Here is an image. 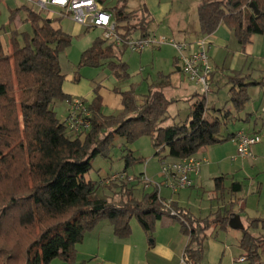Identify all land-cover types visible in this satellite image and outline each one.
Masks as SVG:
<instances>
[{"label": "trees", "instance_id": "16d2710c", "mask_svg": "<svg viewBox=\"0 0 264 264\" xmlns=\"http://www.w3.org/2000/svg\"><path fill=\"white\" fill-rule=\"evenodd\" d=\"M97 1L112 12L116 32L124 41L137 37V33L140 38L152 34V20L144 5L129 10L131 0H117L114 7H107L106 0ZM251 3L257 5L258 14ZM21 12L26 13L25 22L31 23L32 32L13 30L11 52L6 51L0 37V264H50L56 257L76 264L77 244L100 221L108 219L115 235L126 238L132 233L134 217L152 234L156 222L165 215L180 223L188 236L184 251L193 264H201L207 231L212 227L229 229L235 214L232 210L227 215L218 211L213 216L197 217L187 208L166 202L157 188L137 199L136 184L121 185L126 200L119 202L98 196V182L87 179L86 174L94 158L109 156L116 135L127 143L151 137L160 160L194 156L205 146L233 139L235 132L223 133V125L246 109L251 99L249 87H264V75L255 79L242 71L233 72L229 79L233 107L220 109L221 117H209L203 95L194 102L189 121L182 124H167L169 107L176 100L164 91L168 78L152 83L141 98L134 86L129 90L116 87L124 106L117 115L102 113L103 98L97 85L89 104L92 129L83 135H70L53 105L73 98L64 90L67 75L60 59L72 37L55 27L54 19L26 4L11 9L10 22ZM136 13L144 14L143 21L133 22ZM198 17L203 34L214 33L224 22L243 47L254 35H264V0H200ZM126 49L98 37L82 52L78 66L106 64L118 80L129 79V64L118 56ZM117 57L120 60L116 61ZM79 80L75 74L74 81ZM17 90L21 98L16 96ZM123 158L125 169L137 160L130 153ZM225 179H215L216 189L222 193ZM242 187V182L233 181L230 189L238 192ZM261 230L264 218H251L239 242L253 264H262Z\"/></svg>", "mask_w": 264, "mask_h": 264}, {"label": "rangeland", "instance_id": "374dc122", "mask_svg": "<svg viewBox=\"0 0 264 264\" xmlns=\"http://www.w3.org/2000/svg\"><path fill=\"white\" fill-rule=\"evenodd\" d=\"M199 3L200 0H174V11L169 16L168 20H175L176 18L178 19V17H183V19L186 18L193 21V17H196L197 21H199ZM23 4L32 6L44 17L54 19L55 24L62 28L64 32L71 35V45L60 55L63 72L67 75L68 85L71 84V81H74L72 77L77 74L80 76V81L77 83H81L80 85L82 88H87L86 84L93 86L94 83L96 84L103 80L106 83L105 85H118V87L121 89L134 86L136 94L142 96L149 91L150 85L152 83L158 82L160 73H164L165 75L170 74L172 86L167 87L165 89V93L169 98H175L176 100L169 107L171 118L168 120V122L171 124L175 122L182 124L189 121L193 104L196 101V98L194 97L199 98L203 95L200 92L196 93L198 91V87L194 84V82L186 80L184 75L177 70V65H175L174 59L176 56H179V51L171 43H162L160 46L150 45L142 52H132L126 49L123 53H119L118 56L129 64L130 78L118 81L112 74L111 69L106 65L100 67L85 65L80 68L78 66L81 60L82 52L87 49L98 37L101 38L103 36L102 28L84 26L67 15L58 16L56 13L58 11L54 7H50V10H41L39 5L36 3V0H0V37L2 42L6 44L4 46L7 52H11L9 40L13 30L18 29L20 32H32L31 23L25 22V12H21L14 22H10L11 9ZM105 5L107 7H114L117 5V0H106ZM139 5L140 0H131L129 2L128 9L135 10ZM136 14V19H134L133 22L138 23L141 22V20L143 21L142 18L144 17V14ZM184 14H186V16ZM152 31L158 37L165 36L169 39H178V36L173 34L170 28L159 27L157 22H154ZM221 32L224 36H227V34L223 33V31ZM255 45L258 52L262 51L264 54L263 35L262 37H257ZM238 46L239 50L242 51L243 47L235 36L232 38V42H230L228 46L214 43L211 49L212 51L208 52L209 57H211L210 61L214 68V72L216 70L218 77H222L221 81H218L217 83L213 82V92L206 96L207 104L209 106V110L207 111L209 117L214 115L212 112L214 110V108L212 109V104L215 105L217 110L223 109L227 103V99L231 100L229 92L232 84L229 82V79L234 73L230 71L229 67L235 63L236 58L238 57L235 53L238 50ZM243 56H245L244 53ZM115 60H120V58L117 57ZM255 64L257 63L255 62ZM247 66H250L249 62L245 69L243 67L242 69L240 68L239 71H246L248 68ZM165 75L164 77L162 76L163 79H165ZM217 85L219 87L217 88V91L214 92V89L217 87ZM259 91L264 94V88L257 86L249 87L248 92L251 94V102L248 105L247 111L244 112L245 116L246 112L252 110L253 107L261 106L262 108V106H264V102L261 101L262 97L260 96ZM194 93L196 94L194 95ZM16 96L21 98L20 91L17 90ZM113 96L116 97V95ZM230 100L229 103H231ZM53 107L57 111L58 117L63 120L67 114L68 101H56ZM218 112L219 114L217 116L221 117V111L218 110ZM257 113L258 112H255V117L257 116ZM258 117H256V119L259 121L258 126L260 129L263 126L261 129V136L264 142V112H262V115L259 114ZM246 123L249 124V122ZM243 124V122L238 120H230V122L227 124L224 123L223 133L226 134L228 132H232L237 126H242ZM249 125L253 127V125H255L254 120L250 122ZM225 142L218 145L220 148L219 153L224 156V161L229 164L231 158H229V155L232 143L230 141L226 143ZM126 153L132 154L137 159L127 169H125V159L123 158V155ZM155 153L156 148L154 147L153 141L149 136H142L132 143H127L124 137L116 135L114 138V143L110 147L109 156L104 157L103 155H98L96 158H94L92 160L93 167L91 171L86 174V178L98 182V196L108 197L119 202L124 201L126 198L124 197L123 193L120 192L122 189L121 185L132 187L134 186L133 183L123 180L110 181V177L113 174L122 171H126L129 176H138L142 172H145L154 181H161V177L159 176L161 162L159 156H156ZM260 157V161L263 163H259L257 167H260V170L263 171L261 173H264V151ZM233 162L234 163H230L233 165L239 164L238 160ZM222 168L225 170L224 166ZM203 174L207 176V182L204 184L203 188L198 186L182 192L183 196L181 199H184V202L180 203L185 207H189L187 209L197 216L208 214L213 209L211 208L212 205L214 208L218 206V203H215L218 201L211 199L210 197L212 196L211 189L214 185L213 179L210 178L206 172ZM260 175L262 176L256 180V182H253L251 180L252 175L250 172L248 173L247 171H240L236 174L237 180H240L243 182L242 184H244V189L238 194L239 197L237 198L238 203L236 206V210L241 213V219L243 223L248 221V216H254L260 213L264 214V198H262L260 201L258 196L259 187L262 185L264 188V174ZM260 181H262V184ZM134 184H136L137 187L134 189L135 197L137 199H141L143 197L144 191L142 189L144 186L137 181L134 182ZM252 189L255 191L257 190V193L251 192ZM153 190V186L147 189L148 193L152 192ZM162 193L163 195H167V197H169L170 193L172 192L168 188H163ZM189 193L192 194L191 199L189 200L190 202H185L189 199ZM177 197L178 195L175 198ZM244 202L245 210L242 211L240 204ZM259 206H261V208H259ZM135 218L133 220L137 221ZM241 235L242 230L240 229L229 228L228 230H221L216 227L210 228L207 231V237L204 242V257L201 261V264H211V262H209L211 259L218 261L217 264H253L249 259L247 261L238 260L242 255L246 254L245 250L240 247L239 244ZM220 243L223 245V247L219 246ZM50 264L69 263L61 257H56ZM262 264H264V253L262 254Z\"/></svg>", "mask_w": 264, "mask_h": 264}, {"label": "crops", "instance_id": "0c3cea01", "mask_svg": "<svg viewBox=\"0 0 264 264\" xmlns=\"http://www.w3.org/2000/svg\"><path fill=\"white\" fill-rule=\"evenodd\" d=\"M143 5L148 10L149 15L152 20L151 28H150L151 31H152V26L154 22H157L159 27L170 28L173 34H176V36H178V39H176L178 41H186V42L194 43L200 37H207L210 42L208 52L212 51L211 49L214 43L224 44L228 46L230 42H232V38L235 37L233 36L235 35L234 31L230 29L228 25L224 22L220 24V26L214 33L206 35L202 33L200 22L197 21L196 17H193L192 19L193 21L186 19V18L183 19V17H180V18L178 17V19L176 18L175 20H172V19L168 20L169 16L174 11V0L172 1L170 0H140V5L135 10L140 9ZM184 15L186 16V14ZM53 25L55 27H59L54 22H53ZM221 31L227 34V36H224ZM103 33H104V30H103ZM136 36L137 37L139 36L138 33L136 34ZM258 36L262 37V35L260 34L254 35L250 43H248L245 47L242 46L243 47L242 51L239 50V46H238V50L235 52L238 57L236 58L235 63L231 67H229L230 71L236 72V71H239L240 68L242 69L243 67L245 69L246 65L249 62L250 66H247L248 67L247 70L242 71V72L244 74L251 75L255 79H261V77L264 75V54L262 53V51L258 52V50L256 49L257 47L255 45V42ZM3 44L6 45L4 42ZM243 53L245 54V56H243ZM174 62H175V65H177V70L183 74L182 61L180 60L179 56L175 57ZM255 62L257 64H255ZM212 63H213V59H212ZM164 75H165L164 73H160L158 82L165 81L168 78L169 83L164 88V91H165L167 87L172 86V82L170 80L171 79L170 74L165 75L166 77L165 79H163ZM217 77H218V74L215 70V72L213 73L214 83H217L218 81L222 80V77H218V79ZM72 78L74 79V76ZM118 81H121V80H118ZM67 82H68V79L66 78V81L64 83L65 92L70 94L72 97H79V96L85 97L88 100L89 104L91 103V101L94 99L96 95L95 90H94L95 87L97 85H100L99 94L103 98V106H102L103 114L117 115L123 110L124 106L122 103V96L115 91L116 87L120 88L118 87V85L107 86L105 85L106 83L103 80H101L100 82L96 84L94 83L93 86L86 84L87 88H82L80 85L81 83H77V81H75L76 83L74 81H71V84H70L71 86L68 85ZM194 84L198 87V91L196 93H199L200 92L199 86L196 83ZM252 86L256 87L257 85H252ZM218 87H219L218 85L217 87H215L214 92L217 91ZM257 87H260V86H257ZM260 88H264V87H260ZM129 89L130 87L126 89H121V90H129ZM196 93H194V95ZM259 93H260V96L262 97L261 101L264 102V94H262L261 91H259ZM113 95H116V97H114ZM249 95L251 97V94ZM137 96L138 98H141V96L139 95ZM194 98H196L197 100L201 97L199 98L194 97ZM229 100L230 99H227V103L225 105L227 109L233 107L232 102L230 101L231 103H229ZM250 102H251V99L247 103L246 109L243 112L235 113L234 115L235 117L233 120H238L240 122H243L244 124L242 126H237L234 129V131H232V133L238 130H246L249 133L259 134L261 136V129L263 128V126L260 129V127L258 126L259 121L258 119H256V117H258L259 114L262 115V112H264V106H262V108L261 106L253 107L252 110H249L248 112H246V116H245L244 112L247 111V108ZM68 106H69V102H68ZM213 108L214 110L212 112L214 113L215 116H217L219 114L218 110L220 109L217 110L215 108V105L212 104V109ZM255 112H258L256 117H255ZM253 120L255 122V125L251 127V125L249 124ZM246 122H249V124ZM167 124H171V123L167 121ZM228 141L232 143L231 151L229 155V158H230L237 153V146L233 139H230ZM219 144H223V142L214 144V145L205 146L196 155H194L195 157L201 159L202 169H201V173L198 176H194V184L192 187L184 188L177 192H173L170 188L166 186L162 187V189L168 188L172 192L170 193V196L167 197V195L166 196L163 195L162 189H161L160 191L161 196L166 202H169L170 204L172 203L180 208H189V207H185L180 204L184 202V199H181V197L183 196L182 192L186 191L187 189H190L193 187L195 188L198 186L200 188H203L204 184L207 182V179H206L207 176L203 174L204 172H206L207 175H209V177L212 178L214 182V185L211 189L212 196L210 197L211 199L218 201V202H215V203H218V206L214 208L212 205L211 208L213 209L208 214L198 215V216L196 214L195 215L197 217L205 218V217L214 215L218 211H221L223 214L227 215L228 212L232 210L235 213L234 215H240L241 217V213L238 210H236V206L238 203V200H237V198L239 197L238 194L242 192L244 187H242V189L238 192H233L230 189V186L233 181H240V180H237L236 178V174L240 171H247L248 173L250 172V174L252 175L251 180L253 182H256V180H258L262 176L260 174H264V173H261L263 171L260 170V167L259 168L257 167L259 163H263L262 161H260V158H261L260 156H262V152L264 151V142L262 139L260 143L252 147V151H253L252 156L238 157L236 160H232V158H230L231 163H234L233 161L238 160L239 164L237 165H233L230 162L228 164L227 162L224 161V158H223L224 156L219 153L220 151V148L218 147ZM168 159H171V158H168ZM223 166L225 170H223L222 168ZM215 168H218V169H215ZM142 173H145V172H142ZM219 176H226V179L224 182L225 190L223 191V193H222V190L219 191L216 189L215 179ZM260 183L262 184V181H260ZM155 188L156 187H154V189ZM147 189L148 188L145 189L143 187L142 189L144 191L143 195L148 193ZM256 191L252 189L251 192L257 193ZM177 195L178 197L175 198ZM191 196L192 194L189 193V199L185 202H190L189 200L191 199ZM258 196H259L260 201L262 200V198H264V188L262 185L258 189ZM244 205H245V202L240 204V208L242 211L245 210ZM259 208H261V206H259ZM255 217L264 218V214L260 213L254 216H248L247 217L248 221L244 223L245 228L249 226V220ZM133 219L131 220L132 233L130 236L126 238H121L115 235L114 226L108 219H104L100 221L94 229H92L91 231H88L85 234L83 241L77 244L76 264H83V263L85 264H181L182 255L186 247V244L188 242V236L182 231L180 223L177 220H175L173 216L165 215L161 219H159L156 222L155 229L152 234L148 233L142 227V225L139 223L138 220L134 221ZM244 229H240L242 230V235H243ZM259 232L264 233V230H261ZM219 246L223 247L221 243L219 244ZM209 262H211V264H217L218 261H216L215 259H211V261Z\"/></svg>", "mask_w": 264, "mask_h": 264}, {"label": "built area", "instance_id": "2783aa9c", "mask_svg": "<svg viewBox=\"0 0 264 264\" xmlns=\"http://www.w3.org/2000/svg\"><path fill=\"white\" fill-rule=\"evenodd\" d=\"M30 1V0H29ZM41 10H50V7L57 9L58 16H70L76 22L87 27H99L104 30L103 38L107 43L123 48L124 46L132 52H142L150 45L160 46L169 42L179 51V58L182 61V72L186 80L196 83L200 88V93L208 96L213 92L214 68L208 54L210 46L207 37H200L194 43L178 41L175 38L165 36L158 37L152 33L146 38L134 37L124 41L116 32V23L111 11L106 9L97 0H36ZM53 12V11H50ZM91 110L88 100L85 97H73L69 101L67 114L64 123L70 135H83L92 129ZM233 140L237 146V153L232 160L238 157L252 156V147L262 141L259 134L249 133L246 130L235 132ZM202 161L195 156L180 159L161 160L159 176L161 181H154L147 173L138 176H129L126 171L118 172L110 177V181H128L129 183L139 182L144 188L151 186L159 190L163 186L170 188L173 192L192 187L194 176L201 173ZM177 215L176 211H172ZM246 256L239 258V261H247ZM181 264H193L191 258L184 251Z\"/></svg>", "mask_w": 264, "mask_h": 264}, {"label": "water", "instance_id": "95a60500", "mask_svg": "<svg viewBox=\"0 0 264 264\" xmlns=\"http://www.w3.org/2000/svg\"><path fill=\"white\" fill-rule=\"evenodd\" d=\"M251 7L254 9L255 13H259L260 10L258 9L257 5L255 3H251ZM230 227L234 228V229H244L245 225L240 217V215H234L231 219H230Z\"/></svg>", "mask_w": 264, "mask_h": 264}]
</instances>
